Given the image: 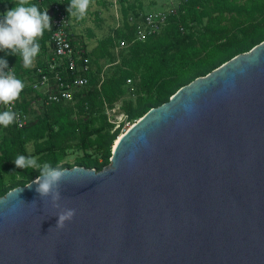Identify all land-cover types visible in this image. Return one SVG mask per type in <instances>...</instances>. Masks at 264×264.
<instances>
[{
	"label": "water",
	"instance_id": "1",
	"mask_svg": "<svg viewBox=\"0 0 264 264\" xmlns=\"http://www.w3.org/2000/svg\"><path fill=\"white\" fill-rule=\"evenodd\" d=\"M55 170L58 201L39 175L0 196V264H264V40L150 108L102 169Z\"/></svg>",
	"mask_w": 264,
	"mask_h": 264
},
{
	"label": "trees",
	"instance_id": "2",
	"mask_svg": "<svg viewBox=\"0 0 264 264\" xmlns=\"http://www.w3.org/2000/svg\"><path fill=\"white\" fill-rule=\"evenodd\" d=\"M142 1L116 0L121 25H112L91 48L70 30L74 44L90 60V69L84 73L87 85L73 94V101L40 102V93L28 83L36 66L25 68L19 54L0 50V59L14 66L16 78L24 84L20 106L31 117L23 128L14 123L0 125V196L41 174L40 169L16 168L14 160L19 155L35 157L38 164L47 162L53 169L75 165L102 169L121 132L120 126L114 128L108 120L106 109L118 107L111 116L123 112L133 123L181 86L264 40V0H188L167 17L158 32L140 41L136 35L144 16ZM17 2L0 0V19ZM44 2L59 3L66 14L70 4V0ZM98 2L104 4V0ZM30 3L42 11L37 0ZM49 34L45 30L38 38L35 65L44 66L51 55ZM119 40L125 46L115 52ZM73 148L81 155L73 163L65 162Z\"/></svg>",
	"mask_w": 264,
	"mask_h": 264
},
{
	"label": "built area",
	"instance_id": "3",
	"mask_svg": "<svg viewBox=\"0 0 264 264\" xmlns=\"http://www.w3.org/2000/svg\"><path fill=\"white\" fill-rule=\"evenodd\" d=\"M176 5H173L165 11H153L144 14L141 28L139 29L136 38L143 40L148 34L158 32L166 23L167 17L174 14L179 5L186 3L188 0H176ZM41 10L47 8L48 15L51 19V31L49 40L51 44V55L46 60L44 66L34 68L33 79L28 80L31 89L39 92L40 102H60L73 101L74 93L87 85V78L84 75L90 69V60L83 55V50L74 44L70 34V20L59 3H45L44 0H37ZM116 3V0H113ZM117 20L115 28L121 25L120 19ZM113 35V34H112ZM125 46L124 40L116 41L115 52ZM12 68L11 71L16 76V71L13 65H8ZM8 71V69H5ZM21 98L19 97L10 105L5 106L0 104V112L8 110L16 114L14 124L18 128H23L30 120V115L21 106ZM33 106L36 105L33 103ZM118 107L115 109L117 110ZM115 109H106L108 120L114 124V128L121 127V132L125 131L132 123L128 120L125 113L119 112L111 116ZM118 115L119 120L115 117Z\"/></svg>",
	"mask_w": 264,
	"mask_h": 264
},
{
	"label": "clouds",
	"instance_id": "4",
	"mask_svg": "<svg viewBox=\"0 0 264 264\" xmlns=\"http://www.w3.org/2000/svg\"><path fill=\"white\" fill-rule=\"evenodd\" d=\"M89 4L90 0H70L66 12L76 19H82ZM51 19L47 8L40 11L38 6L30 3V0H18L13 8L3 13V19H0V50H4L6 55L17 57L19 54L24 67H31L40 51L38 38L43 36L45 30L51 31ZM11 69L8 68L6 59H0V104L5 106H10L24 88L23 82L16 78ZM15 119L16 114L10 107L0 112V125L4 127L12 124ZM14 164L19 169H40L41 175L34 181L37 184L36 192L41 198L50 197L53 201L59 200L58 189L63 179L61 171L53 169L47 162L41 166L35 157L24 155L17 156ZM56 207H59L58 203ZM58 216L60 226L63 227V221L71 219L74 216V210H62Z\"/></svg>",
	"mask_w": 264,
	"mask_h": 264
},
{
	"label": "rangeland",
	"instance_id": "5",
	"mask_svg": "<svg viewBox=\"0 0 264 264\" xmlns=\"http://www.w3.org/2000/svg\"><path fill=\"white\" fill-rule=\"evenodd\" d=\"M109 1L112 2L110 3ZM129 1L134 2L135 0ZM142 2L144 14L153 11H165L177 3L176 0H156L154 4H152L151 0H143ZM119 8V4L114 3L113 0H104V4L99 3L98 0H93L90 2L87 12L82 19H76L70 15V30L78 40H83L88 48H91L96 44V39L104 36L112 25L116 23V16L121 21V11ZM115 120H119L118 115L115 117ZM123 132H120L119 136ZM27 148L31 150V145L28 144ZM80 155L81 151L73 148L69 151L64 161L73 163Z\"/></svg>",
	"mask_w": 264,
	"mask_h": 264
},
{
	"label": "crops",
	"instance_id": "6",
	"mask_svg": "<svg viewBox=\"0 0 264 264\" xmlns=\"http://www.w3.org/2000/svg\"><path fill=\"white\" fill-rule=\"evenodd\" d=\"M35 61H34V63H33V65L34 66H36V67H38V66H43V64H41V65H35L36 63H37V60L36 59H34ZM42 61V60H41ZM41 63V62H40Z\"/></svg>",
	"mask_w": 264,
	"mask_h": 264
},
{
	"label": "bare ground",
	"instance_id": "7",
	"mask_svg": "<svg viewBox=\"0 0 264 264\" xmlns=\"http://www.w3.org/2000/svg\"><path fill=\"white\" fill-rule=\"evenodd\" d=\"M118 137H120V136H118ZM118 137H117V138H118Z\"/></svg>",
	"mask_w": 264,
	"mask_h": 264
}]
</instances>
